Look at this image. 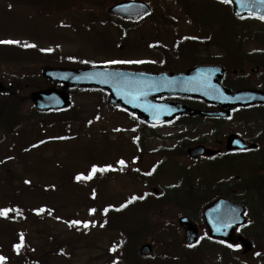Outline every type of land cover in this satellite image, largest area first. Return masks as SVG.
<instances>
[{
    "label": "rangeland",
    "instance_id": "rangeland-1",
    "mask_svg": "<svg viewBox=\"0 0 264 264\" xmlns=\"http://www.w3.org/2000/svg\"><path fill=\"white\" fill-rule=\"evenodd\" d=\"M120 1L124 0H104L106 3L104 6L97 3L92 5L90 1L80 3V7L75 6L71 9L68 20L64 15L63 17L50 13L42 15L28 9L9 7L0 0V41L17 40L44 49L59 48L63 54L93 59L96 62L109 58L159 62L160 52H147L143 46L133 49L127 45L123 46L124 43L118 40V31L114 30L111 24L95 26L91 31L86 30L88 29L86 26L90 25L87 21L90 16L94 18L98 15L99 19H107L108 16L104 15L107 8ZM143 1L150 3L151 8L157 6L159 10L160 7L167 9L174 16L172 20L174 25L166 24L158 31H155L148 19L137 25H126L130 28L127 33L130 43L143 45L145 41L146 44H158L160 48L173 52L188 45L189 41H182L183 39H196L202 43L207 39L211 41L209 30L202 29L199 32L197 25L189 17L190 14L193 17L197 16L196 11H186L188 6H184L185 3H192L203 8L201 0H177L182 3L181 6L176 5L173 0ZM206 5L219 9V6L212 3ZM216 15V12L206 15L203 21L213 23ZM218 18L223 19L221 14L217 16ZM224 21L225 24L233 22L231 18ZM250 27L247 31L249 35L261 26L251 22ZM261 36L264 41V27ZM110 41L112 46L109 47ZM241 46H244L247 53L264 52V45L250 36ZM111 51L113 55L109 54ZM211 54L216 57L217 51L211 50ZM174 64L178 67L177 72L190 67V61L183 58L175 60ZM252 67L258 68L256 74L251 73ZM244 70L242 78L246 86L257 89L262 86L264 89V65L249 67L246 65ZM26 74L32 80L40 77V74L36 75L34 66L28 67L25 73L21 67L0 64V82L10 90V93H15L14 102L21 103L19 117L24 120L33 109L30 94L49 87L46 83L39 84L41 87L37 89L31 85L24 86L21 76ZM237 78L238 76L230 74L226 85L232 87L231 83L234 84ZM70 96L73 111L77 114L70 124L52 123L42 127L37 120L31 125H24V130L18 136H10L1 126L6 124V121L0 119V209H11L7 215L9 217H13L19 210H25L26 215L19 223L14 221L9 224L7 220H0V256L6 257L4 264H22L23 254L37 259L40 264H117L114 261L117 254L115 258L112 256L116 245L115 239H112L113 234H110L107 228L106 231L98 229L94 224L100 216L96 211L102 210L107 201L97 198L93 203L75 184L66 182L72 177L88 175L93 166L106 167L115 161L123 160L129 167L138 168L147 180L150 178L151 184L145 185L143 183L145 179L132 181L131 177L113 176L109 180L106 196L111 197L110 202L115 204H119L123 197L131 192L152 191L155 188L165 193L170 188L177 187L180 180L176 173L179 169L176 166L181 169L180 172L188 175L192 187L197 183L203 185L208 183L206 191L210 192L216 184L233 186L235 178L229 169H225L232 158L212 159L206 163L194 164L186 157H174V160L170 161L160 156L161 151L172 149L176 144L194 143L197 140L211 142L213 136L209 123L199 122L196 131L186 130L181 126L158 127L150 131L141 129L139 124L133 123L127 116L108 107V104L94 92L83 93L74 90L70 91ZM243 115L241 114L239 118L252 120L256 118L254 113L248 115L249 117ZM248 127L254 131L257 127L264 130L262 123L259 125L251 123ZM231 132L241 136V123H234V120L226 122L213 139H223ZM138 135L141 137V152L137 150L135 144L134 137ZM209 147L213 149V146ZM196 173L202 176L203 181H198ZM237 174L243 175L241 171H237ZM46 208H53L51 214L46 213ZM30 209L39 210L37 211L39 214L35 215L36 217L31 214L27 216L26 210ZM92 209L95 211L92 212ZM165 211L163 215H167L175 222L178 216L176 212ZM163 215L154 219H161ZM65 217L80 221V228L72 227L64 220ZM192 221L199 227L201 234L203 232L200 228L201 218ZM85 223L87 227L84 226ZM177 232L183 241V231L177 227ZM21 234L25 235L24 240L27 241L28 248L25 250L21 247L18 253L15 245L21 242L19 241ZM24 240L23 243L26 242ZM153 253L159 254V249L153 248ZM250 260L251 257L245 256V261L251 263ZM205 264L222 263L213 255Z\"/></svg>",
    "mask_w": 264,
    "mask_h": 264
},
{
    "label": "trees",
    "instance_id": "trees-1",
    "mask_svg": "<svg viewBox=\"0 0 264 264\" xmlns=\"http://www.w3.org/2000/svg\"><path fill=\"white\" fill-rule=\"evenodd\" d=\"M2 1L9 6L26 8L41 14H59L62 17L64 15L68 20L71 16V9L75 6L80 7V3H88L90 1L92 5H96L97 3L99 6H104V4H106L103 2L104 0ZM207 1L216 4L219 6V9H205L204 12L203 10L199 11L198 6H196L197 11H199L200 14L203 15L205 13L207 15L213 14L214 12L220 13L223 17V21L224 19H229L231 17L230 7L227 4L218 3L212 0ZM178 4L181 5V3ZM105 14L106 13H104V15ZM87 21L90 22V25L86 27L90 30H93L95 26H106L111 24L113 27L117 28L118 31H121L117 22L110 17L107 19H99L98 15L94 18L90 16ZM222 24H225V21ZM225 25H220L219 33L215 36L221 41V44L218 43L220 46L228 47L229 45L235 44L234 41L236 40L237 32L232 25H229L228 23ZM101 37H103V35H101ZM118 40L124 43L123 46L127 45L132 47V49L133 47H142V44L140 43H130L128 41L123 42V36H119ZM111 43V41L110 44L108 43L109 47L112 46ZM134 43L136 45H134ZM195 44L202 46L203 43ZM213 44L218 45L215 43ZM26 45L32 44L0 43V64L13 66L15 68L21 67L25 73L27 72L28 67L34 66L36 67L37 76L40 74L41 68L45 66L79 69L91 67L96 64L93 63L92 60L63 54L61 49L46 50L36 46L31 47ZM225 53L227 54L225 60L204 59V61H198L199 59L196 58L193 50H190L189 57H186L194 65L199 62L207 64L220 63L225 66L226 71L228 72L236 69L241 71L242 69L237 63L238 58L236 52L227 50ZM109 54H112V51ZM163 55L166 63L162 68L166 71H177L178 68L171 63L172 60H175L176 55L174 59L170 56L171 54L167 55L166 52ZM109 67L125 69L132 68L122 65L121 63H112L109 64ZM142 69L151 71L156 68L148 66ZM37 78L38 79H35V81L30 79L27 74L21 76L24 86L31 85L33 88L37 89L41 87L43 83L48 84L41 75ZM14 82H17V80H14ZM241 85L242 84L239 83L232 84L233 88H241ZM3 95L5 97H2ZM14 95L15 93H10V90L6 89V93L0 96V119L2 118L6 121V124L1 126L10 136L19 135L22 131V127L26 124L31 125L33 121L35 122L39 120V124L42 127H47L52 123L70 124L74 117H77L73 108L66 112L53 113L48 116L40 115L32 109L28 113V118L24 120L19 117L21 112L19 106L21 103L17 104L14 102ZM102 100L106 103L104 96L102 97ZM139 142L141 143L140 139L136 140L137 145H139ZM260 154L261 153L259 152H254V156L241 158L242 164L238 166V170L241 171L243 175H238L237 173L233 174L232 177L235 178V182L232 184L233 186H220L216 184L210 192L206 191V184L203 186L202 183H197L195 187H192L189 183L188 176L183 175L184 177L181 176L179 178L180 181L178 187L172 188L170 192L160 193L157 196L151 194L148 190H142L139 193L131 192L125 195L119 204L111 203V197H107L106 193L109 180L115 175H122L123 178L131 177L132 181H142L145 179L143 181L145 185L151 184L150 178L147 180L138 168L129 167L125 163L124 165H121L120 162L116 161L106 167H97L98 169H104V171H97L92 179L81 178L80 180H77L76 177H72L66 180V182L75 184L91 201H93V203L97 198H100L101 200L105 199V201H107L106 206H103L102 210L100 209V211H96L100 216L94 224L98 229L101 228V230L103 229L106 231L107 228L110 231V234H113L112 239H115L114 243L116 245L112 256L115 258V254H117V258L114 259L117 264H205L206 260L213 255H216L222 264H264V157L260 156ZM160 156L165 158V160L172 161L174 160V157H184L185 153L182 149L165 150L161 151ZM90 173L91 171L88 175ZM198 181H201V179H198ZM51 188L52 187H49V189ZM218 196H223L236 203H241L247 209L249 223L247 228L243 230V234L253 243V250L247 255V257H251V263L245 261V257L238 256V258L228 246L208 241L205 237L201 238V241L195 246H185L178 236L175 222L169 219L167 215H163L167 212L165 210H173L177 215H187L194 220L195 218H199L201 209L204 205ZM133 197L136 199H133ZM38 209L40 210V208ZM106 209L107 211H105ZM39 210H26L28 213L27 216L30 214L32 216L38 215L39 213L37 211ZM52 210L53 208L45 209L48 214H51L50 212H52ZM24 211L25 210L17 211L13 217L0 216V220H7L9 224L14 223V221L19 223L22 221L23 217L26 216L24 215ZM40 214H42V212H40ZM159 215H163L161 219H154ZM64 220L68 221L72 227L80 228L79 224L72 223L73 219L65 217ZM23 237H25V235H23ZM25 241L26 240H24V242ZM145 241H149L153 245V248L159 249V254L153 253L152 256L144 259L147 262H144V260L139 258L137 254L139 245ZM27 246L28 244L26 241L23 243L22 248H25L26 250ZM65 258H67V256ZM22 259V264H40L37 259L24 254L22 255Z\"/></svg>",
    "mask_w": 264,
    "mask_h": 264
},
{
    "label": "water",
    "instance_id": "water-1",
    "mask_svg": "<svg viewBox=\"0 0 264 264\" xmlns=\"http://www.w3.org/2000/svg\"><path fill=\"white\" fill-rule=\"evenodd\" d=\"M235 17L250 16L264 21V3L261 0H231ZM148 8L140 2H124L109 9L110 14L123 18L137 19L148 13ZM256 72V69H253ZM43 76L63 88L95 89L108 93L109 104L122 108L135 115L140 121L150 126L172 122L182 115L217 116L226 118L231 108H245L264 105V92L239 91L231 92L223 88L220 81L223 71L216 66H198L184 74L172 73L147 74L116 69L89 68L80 71L45 69ZM4 91L0 84V92ZM162 97H183L204 101L221 109L219 113H207L190 109L175 102L160 101ZM31 101L39 112L67 109L70 106L69 96L63 91L48 89L32 94ZM246 146L236 135L226 139V150H244ZM191 159L201 156L209 157L215 151L203 146L186 150ZM245 209L225 198H218L202 211V219L211 239L243 247L242 253L249 252L251 244L235 231L246 223ZM178 224L185 230V243L194 244L197 240V228L187 217L178 219ZM151 246L144 244L139 248L141 256H148Z\"/></svg>",
    "mask_w": 264,
    "mask_h": 264
},
{
    "label": "flooded vegetation",
    "instance_id": "flooded-vegetation-1",
    "mask_svg": "<svg viewBox=\"0 0 264 264\" xmlns=\"http://www.w3.org/2000/svg\"><path fill=\"white\" fill-rule=\"evenodd\" d=\"M143 22L142 20L140 21H137L134 23V25H137L139 23ZM211 50H216L217 51V55L216 57H212L210 54H211ZM236 50H238V54L239 56L242 58V59H246V58H250L251 55H247L248 53L245 51V48L244 46H239ZM195 53H198L199 56H201V54H207V56L205 55L204 58L206 59H222V55L221 53L223 51H225V48L223 47H220V46H200V47H197L195 48ZM255 51H250V53H253ZM256 56H258L256 54ZM260 57L264 58V55L261 54ZM199 58V57H197ZM225 58V57H223ZM233 75H234V72H233ZM244 74H240V79L243 77ZM196 106L200 107V108H205L207 109L208 112H213V111H218V109L216 108H212L210 106H207L205 105L204 103L202 102H196ZM240 112L242 111V113H248V114H252L254 113V115H256V117H261L262 121L264 122V106H256V107H249V108H245V109H240L239 110ZM234 113V111L232 112V114ZM197 122H202L203 120L202 119H206V123H209L211 125V123H213L215 126H213V135L217 136V134L219 133L218 131V126H219V123H226L228 120H224V119H220V118H204V117H197ZM252 120V119H251ZM239 123H241V128H242V134L241 136H239L246 144H258L260 143L261 141L264 142V132L261 133V131H253V130H249V129H245L244 128V123H245V119L241 118L239 120ZM253 124V122H250L248 123L247 125L249 126L250 124ZM231 134V133H228V135ZM228 135H225V137L223 139H213L212 137V141L211 142H208L207 140H204L203 143H207L209 146H213V149L218 151V153L211 157V158H199L197 159L196 161L197 162H204L208 159H212V158H215L216 156L217 157H220V159H223L225 157H230V156H233L235 154H238V153H245V152H250V151H254V150H251V149H248V150H244V151H234V152H226L225 151V140L227 138ZM222 138V137H221ZM211 143V144H209ZM255 144V145H256ZM218 159V158H216Z\"/></svg>",
    "mask_w": 264,
    "mask_h": 264
},
{
    "label": "snow or ice",
    "instance_id": "snow-or-ice-1",
    "mask_svg": "<svg viewBox=\"0 0 264 264\" xmlns=\"http://www.w3.org/2000/svg\"><path fill=\"white\" fill-rule=\"evenodd\" d=\"M221 2L222 3H225V4H228V3H231V0H221ZM261 3H264V0H261ZM260 18L261 19H264V16H262ZM0 43H4V44H14V43H19V41H11V40H8V41H0ZM26 46L35 47V45H26ZM113 63H121V62H119V61H113ZM124 163L125 162L123 160L120 161V164L121 165H124ZM97 171H104V169H98L96 166H93V168L91 170V173L88 176H86V177L77 176L76 179L77 180H80L81 178H83V179H92L93 175H95V173ZM26 183H27V181H26ZM133 199H136V198L133 197ZM10 211H12V210L11 209H0V216H5L6 217ZM41 211H43V210H41ZM91 211L94 212L95 209H92ZM105 211H107V209ZM72 223L73 224H79L80 221H72ZM84 226L87 227L88 226L87 223H85ZM20 240H21V242L19 244L15 245V249H16V251L18 253H19L20 248L23 247V240H24L23 235H21ZM113 250H115V249H113ZM5 260H6V257L0 256V264H4V261Z\"/></svg>",
    "mask_w": 264,
    "mask_h": 264
}]
</instances>
